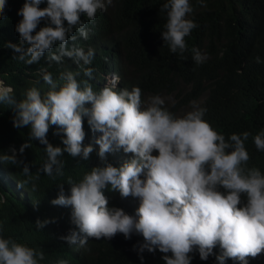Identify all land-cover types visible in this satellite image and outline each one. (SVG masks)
Listing matches in <instances>:
<instances>
[{
    "label": "clouds",
    "instance_id": "clouds-1",
    "mask_svg": "<svg viewBox=\"0 0 264 264\" xmlns=\"http://www.w3.org/2000/svg\"><path fill=\"white\" fill-rule=\"evenodd\" d=\"M198 2L205 6L203 0ZM42 3L45 0H24L17 12L22 19L15 26L19 43L5 45L18 54L13 59L26 63L39 75L34 80L42 78L49 89L42 93L33 86L17 101L14 90L0 79V105L13 109L14 127L30 129L28 141L18 152L11 147L0 153V185L8 178L19 196L28 197L25 184L32 183L35 191L41 173L55 179L52 187L57 184L65 152L85 161L92 154L99 160L98 166L90 165V170L66 186L58 184L49 197L53 205L65 207V213L71 211L75 229L60 239L72 259L89 238L111 240L118 233L126 240L133 234L142 236V242L134 246L138 252L159 250L165 264H191L190 254L197 251L206 261L217 245L221 249L217 264L227 259L248 264L249 257L264 252V174L248 167L245 141L251 133H232L226 139L204 119L207 109L195 100L190 111L177 115L160 95L145 100L138 86L118 88L120 75L119 70L114 72V63L104 68L97 82L104 87L94 91L88 80H78L79 72H72L84 69V76L93 79L94 69L83 65L91 64L94 49L85 51L76 44L78 38L87 40L91 31L81 17L94 22L97 12L106 11L113 0H46L47 6L41 8ZM5 9L6 0H0V19L6 18ZM160 10L167 18L161 32L164 44L173 54L183 55L185 38L198 27L189 18L194 11L190 0H166ZM41 21L44 26L37 31ZM192 53L197 66L208 59L198 48ZM53 62L66 70L59 77L62 83L48 71ZM106 77L110 78L107 84ZM86 103L91 107H85ZM50 126H55L54 135L62 137L63 147L47 139ZM33 140L46 146L47 157L35 176L18 158ZM253 142L258 151H264V130ZM121 150L131 154L130 159L124 161ZM154 151L158 154L153 155ZM120 162L119 167L113 166ZM13 165H19L25 177L11 178ZM109 186L122 198L139 200L135 215L109 206L104 194ZM50 222L37 219L35 226L42 229ZM44 259V252L35 246L5 238L0 224V264H40ZM56 264H68V259L62 256Z\"/></svg>",
    "mask_w": 264,
    "mask_h": 264
},
{
    "label": "trees",
    "instance_id": "trees-1",
    "mask_svg": "<svg viewBox=\"0 0 264 264\" xmlns=\"http://www.w3.org/2000/svg\"><path fill=\"white\" fill-rule=\"evenodd\" d=\"M165 2L113 0L106 11L97 12L94 22L82 16L81 19L91 31L87 40L78 38L76 44L85 51L94 49L91 64H82L84 68L94 69L93 79L84 76V69L72 72H79L78 80H88L94 91H99L104 87L102 83L97 84L104 68L114 63V72L119 70L120 75L118 88L131 90L133 86H138L145 100L149 96L160 95L165 98L169 110L177 115L190 111L191 101L199 102L207 109L204 119L226 139L232 133H251L245 141L250 155L248 167H257L264 174V151H258L253 142V137L264 130V0H203L205 6L198 0H190L194 11L189 18L198 27L185 38L187 50L183 55L173 54L161 38L167 18L160 9ZM23 4L24 0H6V18L0 19V79L14 90L17 101L23 99L26 91L33 86L42 93L49 89L42 78L34 80L39 75L33 73L29 66L25 67L26 63L13 59L18 54L5 46L8 42L19 43L15 26L22 19L17 12ZM46 6L45 0L40 7ZM43 26L44 21H41L37 31ZM193 48L208 56L199 66L192 59ZM38 66L43 67V64L39 62ZM62 67L63 64L53 62L48 70L58 83H62L59 77L66 71ZM85 107L90 108L91 103H86ZM13 116L12 108L0 105V153L8 152L11 147L18 152L20 146L28 141L29 127H14ZM85 125L86 117L83 118ZM54 132L55 126H50L47 139L53 146L63 147L62 137L54 135ZM83 143L87 145L86 139ZM30 144L31 147L26 148L23 155L18 153V158L29 165L35 176L47 158L44 151L46 146L36 140L30 141ZM120 154L125 157L124 161L131 157L123 150ZM157 154L153 152V155ZM60 159L64 162L63 175L54 187L55 179H47L43 173L35 181V191L32 183H23L30 191L28 197L19 196L8 178L3 187L0 185V195L4 198V202L0 203L2 235L43 251L45 259L40 264H56L62 256L68 259V264H165L159 250L154 253L147 250L138 252L134 246L142 242V236L133 234L131 239L126 240L119 233L111 240L89 238L72 259L60 239L70 229H75L70 219L71 211L65 213V207L53 205L49 197L58 190V184L66 186L90 170V165L95 167L100 162L92 154L85 161L80 157L73 158L66 152ZM122 164L113 163V166ZM12 167L11 178L25 177L19 165ZM104 194L110 207H119L127 214L135 215L139 206L137 198H122L119 191L111 190L110 186L104 190ZM242 200H246V197L242 196ZM36 203L38 206L34 207ZM37 219L53 222L37 229ZM220 252L217 245L206 261L200 259L198 251L193 252L190 254L193 257L191 264H217L216 255ZM225 264L240 262L227 259ZM248 264H264V252L255 258L249 257Z\"/></svg>",
    "mask_w": 264,
    "mask_h": 264
},
{
    "label": "rangeland",
    "instance_id": "rangeland-1",
    "mask_svg": "<svg viewBox=\"0 0 264 264\" xmlns=\"http://www.w3.org/2000/svg\"><path fill=\"white\" fill-rule=\"evenodd\" d=\"M110 81L109 77H106L105 83L107 84Z\"/></svg>",
    "mask_w": 264,
    "mask_h": 264
}]
</instances>
